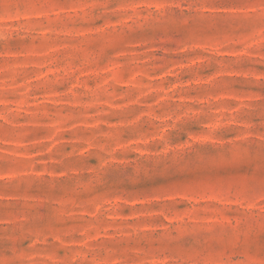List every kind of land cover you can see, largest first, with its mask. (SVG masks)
Masks as SVG:
<instances>
[{
	"label": "rangeland",
	"instance_id": "374dc122",
	"mask_svg": "<svg viewBox=\"0 0 264 264\" xmlns=\"http://www.w3.org/2000/svg\"><path fill=\"white\" fill-rule=\"evenodd\" d=\"M0 264H264V0H0Z\"/></svg>",
	"mask_w": 264,
	"mask_h": 264
}]
</instances>
